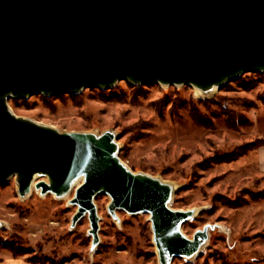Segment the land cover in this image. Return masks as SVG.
<instances>
[{
    "label": "water",
    "instance_id": "obj_1",
    "mask_svg": "<svg viewBox=\"0 0 264 264\" xmlns=\"http://www.w3.org/2000/svg\"><path fill=\"white\" fill-rule=\"evenodd\" d=\"M264 68V0H0V185L18 175L21 197L37 172L42 194L68 191L85 176L73 205L99 243L95 196L108 210L147 213L162 264L199 254L200 235L182 232L189 212L169 206L171 191L135 176L114 158L111 132L59 133L14 116L3 96L77 94L88 87L135 84L207 88L225 71Z\"/></svg>",
    "mask_w": 264,
    "mask_h": 264
},
{
    "label": "rangeland",
    "instance_id": "obj_2",
    "mask_svg": "<svg viewBox=\"0 0 264 264\" xmlns=\"http://www.w3.org/2000/svg\"><path fill=\"white\" fill-rule=\"evenodd\" d=\"M5 101L14 116L51 131L111 132L117 158L129 171L173 185L169 206L196 212L182 232L190 239L199 234L201 246L195 257L172 264H264L263 71L245 72L207 95L192 85L122 80L109 89L11 94ZM79 186L60 199L43 195L37 185L21 197L15 175L1 184L0 261L20 256V264H162L150 215L117 210L113 218L108 194L94 198L99 243L93 247L88 216L73 225Z\"/></svg>",
    "mask_w": 264,
    "mask_h": 264
},
{
    "label": "bare ground",
    "instance_id": "obj_3",
    "mask_svg": "<svg viewBox=\"0 0 264 264\" xmlns=\"http://www.w3.org/2000/svg\"><path fill=\"white\" fill-rule=\"evenodd\" d=\"M259 71H263L264 72V68L263 69H261V70H259ZM245 72H243V71H225L224 73H222V75L220 76V78H219V80H217L216 82H212V83H210L209 85H208V87L206 88H202V87H199V86H197V85H192V87H194L198 92H200V93H202V94H214V93H216V92H218L219 90H221L224 86H226L227 84H229L231 81H233V80H235L236 78H238L239 76H241L242 74H244ZM10 96V94H8V95H5V96H3L4 97V99L6 98V97H9ZM114 155V158L115 159H117L118 160V158H117V148H116V152H115V154H113ZM119 161V160H118ZM121 163V162H120ZM125 168H126V166L123 164V163H121ZM127 169V168H126ZM15 176H17L18 177V175L17 174H14ZM133 175H135V176H141V177H148V176H146V175H144V174H134L133 173ZM40 177H45L46 179L44 180V181H41V183L42 182H45V183H47V184H49L50 183V179H49V177H48V175L46 174V173H43V172H37V173H35L34 175H33V177H32V180H31V185H30V189L25 193V196L24 197H27V196H29V194L31 193V191L33 190V188L35 187V185H38L39 183H37V180L40 178ZM150 178V177H149ZM152 179H154L155 181H157V182H159L161 185H165V186H168L169 188H170V191H171V196H172V194H173V189H174V186L173 185H169L168 183H166L164 180H162V179H159V178H152ZM85 180V176L84 175H80V177L79 176H77L76 178H73L71 181H70V187H69V190L68 191H63L62 193H61V195H59V197L58 198H60V199H62V198H64L65 196H67L73 189H75L77 186H79L81 183H83V181ZM40 183V184H41ZM18 184H19V181H18ZM106 194L107 192L105 191V189L104 188H101V190L99 191V193L98 194ZM46 195V194H45ZM23 197V198H24ZM186 212H189L190 214H189V220L188 221H190V220H192L193 218H194V216H195V214H196V212H192V211H186ZM2 225H1V222H0V227H1ZM197 254H193V255H191L190 257H195Z\"/></svg>",
    "mask_w": 264,
    "mask_h": 264
},
{
    "label": "crops",
    "instance_id": "obj_4",
    "mask_svg": "<svg viewBox=\"0 0 264 264\" xmlns=\"http://www.w3.org/2000/svg\"><path fill=\"white\" fill-rule=\"evenodd\" d=\"M20 259V256H11L10 258H7L6 260L4 261H0V264H20L18 262V260ZM28 264H34V263H29L27 262Z\"/></svg>",
    "mask_w": 264,
    "mask_h": 264
},
{
    "label": "trees",
    "instance_id": "obj_5",
    "mask_svg": "<svg viewBox=\"0 0 264 264\" xmlns=\"http://www.w3.org/2000/svg\"><path fill=\"white\" fill-rule=\"evenodd\" d=\"M10 250L16 255L23 253V251L20 250V249H10ZM29 261L32 262V263H37L36 260H34V259H29Z\"/></svg>",
    "mask_w": 264,
    "mask_h": 264
}]
</instances>
